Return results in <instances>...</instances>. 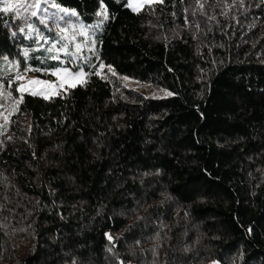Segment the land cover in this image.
Returning a JSON list of instances; mask_svg holds the SVG:
<instances>
[{
	"label": "trees",
	"instance_id": "16d2710c",
	"mask_svg": "<svg viewBox=\"0 0 264 264\" xmlns=\"http://www.w3.org/2000/svg\"><path fill=\"white\" fill-rule=\"evenodd\" d=\"M128 1L102 0L105 20L101 0H41L102 20L118 76L8 111L0 264H264V0ZM31 11L0 13V59Z\"/></svg>",
	"mask_w": 264,
	"mask_h": 264
},
{
	"label": "rangeland",
	"instance_id": "374dc122",
	"mask_svg": "<svg viewBox=\"0 0 264 264\" xmlns=\"http://www.w3.org/2000/svg\"><path fill=\"white\" fill-rule=\"evenodd\" d=\"M160 0H153V2H157ZM27 3H32L33 0H26ZM50 4V3H48ZM47 4V5H48ZM146 4H148L147 0H131V7L128 6L134 10L138 11L142 9ZM41 6H43L41 4ZM46 6V5H45ZM45 6L41 7L44 8ZM68 10V13L65 14L63 12H55L52 9H50L47 13H45V16L48 18L47 27L37 25L40 29V33L43 36L49 37L47 43H45L43 40H39L38 42H34V40L27 39L24 37L22 33L18 30H14L13 32H16L17 34H21L23 43L20 45L21 47V57H15L11 58L8 57V61H4V57L0 59V83L3 84V88L0 89V124H4V121H6L9 117L8 111L16 104L15 98H14V91L10 90L7 87L6 78H11L14 80V77L16 75V71L23 72L24 69L27 68H40L37 64L33 63V60H40L42 63L46 61L45 57H50L51 55L58 54L61 57V61H63L62 65L58 67L62 68H69L73 74L75 73H82L80 76H65L63 73L59 74L58 76H53L52 78H43L35 73V71H28L24 79L18 81V84H23L27 88H29L30 91H36L38 93V96L42 97H52L59 95L63 93L64 91H67L69 88L75 87L81 83H83L91 72L95 71L96 73H99L100 75L106 76L105 72V65L100 60L99 55V44H100V32H101V23L103 22L100 19L94 20V22L87 23L85 20H83L78 12L76 10L68 9L65 7H60ZM56 13V16H53L52 14ZM71 13H75L74 16L71 15ZM39 14V13H38ZM63 16L65 17L64 20H58V17ZM54 20V22H51ZM60 21H63L60 23ZM57 23H59L60 28H68L69 31L65 33L67 36H71L72 32H76L75 40H73L69 44V51L75 52V44L79 43L81 44V51L78 54V57H73L72 63H68V57L65 56L63 52L60 53H48L46 49L51 45L53 37H56L59 35V30L57 28ZM52 29V31H48V29ZM83 30L85 33L84 35H80V31ZM25 31H27V28L25 27ZM61 43H64V41H61ZM60 47V44H57V48ZM25 49L28 50V56H24ZM60 61V62H61ZM15 62L17 65V68L13 69L12 64ZM103 64V68L100 67V65ZM43 69V68H41ZM52 69L49 70V73ZM117 77V71L111 70L110 74H108L107 78H114ZM34 79H40L45 80L49 82H54L55 87H48V85H30L29 81ZM122 80L125 82L126 86L133 84L132 80L129 79V77H122ZM63 81V87H59L60 82ZM136 89L142 91L143 93L149 95V96H160L164 94V90L159 89L158 87L147 84L144 86L136 85ZM165 92H167L165 90ZM28 93V92H24ZM23 93V94H24ZM21 94V93H19ZM127 264H135V263H127ZM213 264H219L217 262H214Z\"/></svg>",
	"mask_w": 264,
	"mask_h": 264
},
{
	"label": "snow or ice",
	"instance_id": "6c2138e0",
	"mask_svg": "<svg viewBox=\"0 0 264 264\" xmlns=\"http://www.w3.org/2000/svg\"><path fill=\"white\" fill-rule=\"evenodd\" d=\"M48 2H49V0H43V3L45 5H47ZM147 2L152 3L153 0H147ZM160 2H162V0H160ZM241 2H242V0H241ZM52 6L56 7L59 12H63L65 14L68 13L67 9L60 8L59 5H56L53 3ZM129 6L131 7V0H129ZM201 7H203V5H201ZM21 9H24L25 11H27L28 9H32V11L30 12L29 16L22 17L24 19V23H25V27L27 28V31H25V27H20L19 32L22 33L25 38L34 40V42H38L39 40H43L45 43H47L50 38L43 36L40 33V29L35 26V23H29L28 22L30 17H35L36 22H38L40 25H45L47 27L48 18L46 16L38 15V13H47L48 12L47 7L41 8V0H33L32 3H27L26 0H0V13L13 12V13H15V15L17 17H21ZM52 15L56 16L57 14L53 13ZM71 15L74 16L75 13H71ZM99 15H102L105 20L108 18L107 14H106V9L103 6L102 0H101V11H100ZM64 19H65V17H63V16L58 17V20H64ZM57 28L59 30V35L51 38L52 43L46 49V51L48 53L63 52L65 54V56L69 58L67 62L72 63L73 62L72 58L78 57V54L80 53L82 46H81V44L77 43V44H75V52H70L69 51V44L73 40H75L76 32L73 31L71 36H67V35H65V33H67L69 31L68 28H60L59 23H57ZM48 31H52V29L49 28ZM79 34L84 35L85 33L83 32V30H81ZM16 35H17L16 32L12 33L13 37H15ZM61 41H64V43H61ZM57 44H60L59 48H57ZM24 56L25 57L28 56V50L27 49H25V51H24ZM3 59L5 62L8 61V57H4ZM45 59H51L53 61H61V57L58 54L51 55L50 57H45ZM61 63H63V61H61ZM12 67H13V69L17 68V65L15 64V62H13ZM100 67L103 68L104 67L103 64H101ZM28 71L43 72L44 74H50L52 76H58L61 73H63L65 76H73V77L82 75V73H79V72L73 74L69 68L56 67V68H53L49 73V70L47 68L41 69V68H27L26 67L23 72L16 71V75H15L14 80L12 82L15 83V82H18V81L24 79V77L26 76ZM109 71H111V68H109ZM96 74L98 75L99 73H96ZM29 84L30 85H48V87H55L54 82H49V81L40 80V79L31 80V81H29ZM63 84H64V82L61 81L59 84V87L62 88ZM2 88H3V84L0 83V89H2ZM16 91L18 93H21V95L19 96V98L16 101V104H18L19 101L23 99V93L24 92H28L30 95H33V96L38 95V93L36 91H30L29 88H27L23 84H18ZM45 98L47 99L48 97H45ZM109 239L111 240L112 237L109 236Z\"/></svg>",
	"mask_w": 264,
	"mask_h": 264
}]
</instances>
